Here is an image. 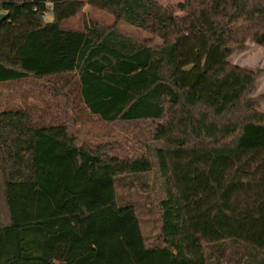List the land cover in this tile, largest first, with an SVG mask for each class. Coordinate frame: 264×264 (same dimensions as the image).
I'll list each match as a JSON object with an SVG mask.
<instances>
[{"label": "trees", "instance_id": "16d2710c", "mask_svg": "<svg viewBox=\"0 0 264 264\" xmlns=\"http://www.w3.org/2000/svg\"><path fill=\"white\" fill-rule=\"evenodd\" d=\"M84 4L114 23L66 27ZM0 13V84L44 79L65 106L104 122L149 121L163 192L149 246L136 205L115 189L152 170L148 155L1 108L0 264H264L261 69L229 60L247 41L264 48V0H181L177 12L157 0H0Z\"/></svg>", "mask_w": 264, "mask_h": 264}, {"label": "rangeland", "instance_id": "374dc122", "mask_svg": "<svg viewBox=\"0 0 264 264\" xmlns=\"http://www.w3.org/2000/svg\"><path fill=\"white\" fill-rule=\"evenodd\" d=\"M157 1L177 12V3L181 0ZM51 18V13H47L45 20H51ZM91 22L106 27L114 23V17L104 9L84 4L77 14L65 19L63 24L73 29H85ZM116 28L143 43L156 44L160 42L154 35L140 31L124 22L116 24ZM229 60L233 64L248 69H261L254 96L264 95V48L254 42L247 41L245 47L235 51ZM11 106L28 107L33 111L34 116H41L44 122H67L74 131L77 142L106 143L110 151L120 156L148 155L153 163L152 170L148 173L117 178L115 189L119 203L130 201L136 205V214L140 221V230L144 236L145 244L149 246L158 244L157 202L163 192L152 150L160 143L149 139V130L152 127L149 121L104 122L90 115L77 102H74L72 106L69 103L68 106H65L59 101V97L52 96L49 85L44 79L31 78L24 81L1 83L0 109ZM258 107L260 111L264 112V100L260 101ZM70 112L73 113V117L69 115ZM6 220V211L0 198V223H5Z\"/></svg>", "mask_w": 264, "mask_h": 264}, {"label": "water", "instance_id": "95a60500", "mask_svg": "<svg viewBox=\"0 0 264 264\" xmlns=\"http://www.w3.org/2000/svg\"><path fill=\"white\" fill-rule=\"evenodd\" d=\"M3 15V13H0V17ZM190 67L188 66V67H186V69H189Z\"/></svg>", "mask_w": 264, "mask_h": 264}]
</instances>
